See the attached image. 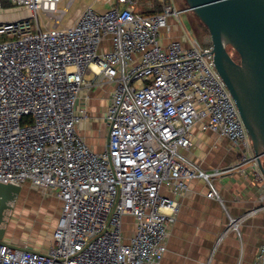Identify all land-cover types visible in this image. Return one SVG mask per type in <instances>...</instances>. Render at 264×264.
<instances>
[{
	"label": "built area",
	"instance_id": "1",
	"mask_svg": "<svg viewBox=\"0 0 264 264\" xmlns=\"http://www.w3.org/2000/svg\"><path fill=\"white\" fill-rule=\"evenodd\" d=\"M74 1L0 0V184L27 183L60 201L49 246L4 238L0 264H160L192 179L244 164L262 183L264 174L211 48L172 39L182 10L104 0L108 8H77L63 24ZM106 84L109 103L93 115L90 93ZM92 130L100 150L83 134ZM208 131L240 150L236 165L208 171L187 161L182 151ZM258 196L252 213L264 212V188ZM255 264H264V243Z\"/></svg>",
	"mask_w": 264,
	"mask_h": 264
},
{
	"label": "crops",
	"instance_id": "2",
	"mask_svg": "<svg viewBox=\"0 0 264 264\" xmlns=\"http://www.w3.org/2000/svg\"><path fill=\"white\" fill-rule=\"evenodd\" d=\"M183 34L190 37L180 30L171 37L181 39ZM112 89V84H106L90 93L91 114L97 115L107 107ZM83 134L90 145L102 148L103 138L96 130ZM182 154L191 164L208 171L236 165L240 158L239 149L211 131L198 132L193 146ZM255 171L252 164H244L210 182L192 179L188 190L178 199L179 210L160 264H255L258 249L264 243V212L252 213L262 205L258 195L264 188ZM211 190L219 198L208 197ZM163 193L173 196L166 189ZM232 219L239 220L237 229L230 227ZM126 222L125 230L131 233L132 218L127 217Z\"/></svg>",
	"mask_w": 264,
	"mask_h": 264
},
{
	"label": "water",
	"instance_id": "3",
	"mask_svg": "<svg viewBox=\"0 0 264 264\" xmlns=\"http://www.w3.org/2000/svg\"><path fill=\"white\" fill-rule=\"evenodd\" d=\"M185 1L209 31L214 66L238 108L264 174V0ZM21 190L20 185L0 184V241L7 232V213Z\"/></svg>",
	"mask_w": 264,
	"mask_h": 264
},
{
	"label": "rangeland",
	"instance_id": "4",
	"mask_svg": "<svg viewBox=\"0 0 264 264\" xmlns=\"http://www.w3.org/2000/svg\"><path fill=\"white\" fill-rule=\"evenodd\" d=\"M99 1L96 3L95 0H75L66 13L63 24L73 16L77 8L84 6H93L96 9L108 8L104 0ZM68 2L69 0H64L62 5H66ZM166 2L183 11L180 15V32L188 33L192 39L197 38L203 48H212V44L205 43H211L210 34H207L193 12L189 10L185 0H166ZM40 16L43 17L42 13ZM96 126L98 125L96 124ZM102 129V133L105 135L106 130L105 128ZM59 212L60 201L56 196L46 195L42 190L35 189L26 183L22 186L13 209L7 213L5 238L37 249L48 247Z\"/></svg>",
	"mask_w": 264,
	"mask_h": 264
},
{
	"label": "trees",
	"instance_id": "5",
	"mask_svg": "<svg viewBox=\"0 0 264 264\" xmlns=\"http://www.w3.org/2000/svg\"><path fill=\"white\" fill-rule=\"evenodd\" d=\"M186 2V1H185ZM187 4V3H186ZM188 7V5H187ZM158 8H161L160 5H158ZM195 16V15H194ZM196 17V16H195ZM197 18V17H196ZM197 20L199 21V19L197 18ZM200 22V21H199ZM201 26L203 27V29L207 32V34L209 33L207 27L205 25H203L201 22H200ZM211 45V43H210ZM230 50V53L231 55L233 56V58L236 60V61H240V56L238 55V53H236V51L232 48L229 49ZM263 165H264V158H263Z\"/></svg>",
	"mask_w": 264,
	"mask_h": 264
}]
</instances>
